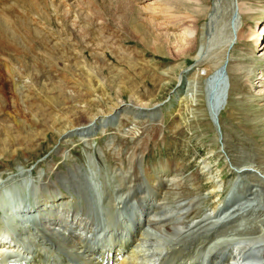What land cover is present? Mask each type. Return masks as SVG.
I'll use <instances>...</instances> for the list:
<instances>
[{
    "label": "rangeland",
    "instance_id": "rangeland-1",
    "mask_svg": "<svg viewBox=\"0 0 264 264\" xmlns=\"http://www.w3.org/2000/svg\"><path fill=\"white\" fill-rule=\"evenodd\" d=\"M60 1L53 0L51 6L52 8L57 6L61 10L62 16L67 13L69 5L71 8L74 7L72 10L68 8L70 15L66 20L67 25L61 24L54 14L55 11H52L53 27L48 28L50 32L53 31V35L49 36L51 41L49 47L53 52L51 46L53 47V44L58 40V37L54 36V31L60 33L61 30L62 40L68 47L66 49L64 45L66 53L63 51L61 57L56 61L53 58L55 54L53 57L50 55L49 57L53 60L51 61L38 52L41 46L38 44L29 50L26 56L23 55V62L16 61L17 57L15 58L14 53L9 54L12 63L14 61L23 76L31 77L30 83L36 85L38 90H43L45 96L46 94L53 96L55 104L50 106L44 100L45 96H40L36 90L28 87L24 89L20 97L12 89L5 88V97L17 100V103L14 105L7 100V106L6 104L5 106L1 105L0 109L6 108L7 111L21 119V111H23L21 106L24 104L28 109L26 115L31 111L30 116H33L36 122L34 119L31 120L33 122L29 121L32 123V127L26 129L25 126L23 128V126L17 125L12 120L13 118L6 114V110L0 112V120H5L8 123L9 131L11 129L10 134L3 127L5 122L0 124L1 177L6 179L15 175L13 184L21 189L25 188L26 191L27 184L25 185L24 173H21L23 170L28 173L25 172L30 179L42 181L48 175L50 178H54L60 170L67 171L69 168L73 169V166L75 168L79 166L82 174L77 171L78 173L72 174L73 176L70 175L71 182L66 183V186L76 193L79 192V196L83 199V210L93 216L92 218H95L96 222H103L107 217L106 214H109L105 220L107 221L109 218L108 220L116 227L119 225L118 219L125 218V215H121L123 206H120V210H115L116 212L112 207L111 210L109 209L105 200L109 196L108 188L121 178V175L127 176V178L132 175L130 166L134 161V149L140 147L145 150L143 164L153 171L154 168L159 170L162 168L159 164L165 163L163 166L184 169L179 178L194 174L203 176L201 168L205 162H208V167L211 168L209 170H213L218 176L214 180L225 185L218 192L222 194L219 195V198L217 197L219 202L226 203L229 192L234 190L228 199L230 202L236 201L234 197H238V201L246 198L250 193L248 191L250 179L238 176L239 174L234 171L238 170V167L244 168L247 163L255 164L264 171V50H261L263 46L256 43V39H261L263 35L264 0H235L239 8V12L236 9L238 12L237 31L239 29L244 36L240 37L239 35L237 38L238 31L235 34L234 44H231L230 48L226 50L227 59L230 61L227 76H230L231 89L226 109L221 107L223 110L219 111V115L217 114V123H215L214 117H211L208 109L205 79L207 62L208 64L214 62L218 55L217 52L222 50V46L219 47L220 44L212 46L211 53H209L213 55L204 57L205 60L202 64L196 60L200 43L205 38V33H198L197 28L205 25L204 23L208 19L206 7L210 8L212 0H208L210 5L207 4L204 6L205 8L203 7L205 12L202 11V15H199L201 21L198 24L192 22L199 13L194 9L199 5L193 1L189 2L191 6H187L184 5L187 3L186 0H180L175 11L173 4L167 0H131V2L129 0H66L68 5L61 3L62 6ZM169 16L178 17L170 19ZM36 25V23L32 24L34 28ZM68 25L74 28L73 34L82 42L79 45H71L68 28H66ZM136 25H138V32L136 29L134 31ZM250 35L251 38H248ZM196 39H198L197 50L194 53L187 52V48L195 43ZM218 47L219 49H217ZM50 50L49 52L52 54ZM72 52L76 55H71ZM80 55L93 64L95 71H99L100 77L106 82L104 86L95 79L94 85L97 87L95 93H91L87 89L88 81L86 79L88 77L79 66ZM99 55L105 61L103 67L100 64V67H97L98 63L95 58ZM1 58L3 56L0 53V60ZM45 62L51 66L45 65ZM240 64L244 66L241 72L237 67ZM6 79L9 80L8 75L5 74L3 80L7 81ZM77 81L82 86H79ZM58 83L64 86L63 95L56 87ZM188 92H192L194 96V103L190 109H187L189 105ZM132 93H135L144 102L149 101L148 109L152 111H132L131 114V112L121 109L120 116H114V121L111 122L113 125L108 127V130L98 131L94 136L85 139L71 133L69 136H60L57 131L64 128L68 124V120L61 117L60 122L53 125L54 117L50 116L47 111L49 110L53 114L68 115L72 119L85 114L91 117L102 108L107 110L112 107V98L115 101L119 98L123 102H130ZM22 95H27L29 98L26 99ZM46 104L48 107L42 110L37 109V106H47ZM183 119H185V123L183 121L177 129L173 128ZM26 134L29 135L27 138L20 137V135L26 136ZM13 135L16 136V141L10 139V136L13 137ZM4 139H8L7 147H4V143H2ZM121 166L124 167L122 171L124 174L119 172ZM50 167L53 170L49 169ZM114 168L115 170L112 172ZM127 169L131 172H127ZM84 173H89L90 177L94 175L101 183L100 192H103L102 199L105 200V203L100 204L101 207L103 206V213L99 209L98 198L96 204L91 193L93 189L98 188L97 190H99V187L94 186ZM155 174L156 176L160 175ZM143 175L144 173L137 181L138 192H143L146 189ZM184 180L183 178L180 189L186 188L187 192L192 190L196 195L191 182ZM235 182L239 187L232 188ZM201 184L203 186L200 189L202 199L198 198L197 210L201 207L203 209L210 208L215 198L209 195L205 188L208 182L202 180ZM33 186L27 187L28 192ZM138 187H141V190ZM118 189L117 187L116 190ZM243 189H245V194L239 196L238 192ZM235 194L237 195L235 196ZM263 195L252 201V206L258 205ZM130 202L138 208V202L135 200H130ZM130 204H127V207ZM261 206L264 207V203ZM250 208L249 206L246 210L253 211L254 208ZM257 210L255 211L257 212ZM129 211L128 209L124 210L130 215ZM206 212H209V209ZM259 213L260 210H258V215ZM260 218L264 220L263 212L260 213ZM244 221L240 223L241 228L244 227ZM136 225L140 229L142 224L137 220L133 227V233L136 230ZM219 226L220 224L215 227ZM148 228L151 227L148 226ZM212 232L211 230L210 234ZM192 236L188 235V244L194 242L197 245L193 243L194 245L189 246L187 244V249H189L187 253L203 255L202 247H195L198 246L199 234L194 232ZM47 237L52 239L55 246L59 244L57 247L62 248L61 253L65 252L66 259L77 260L72 258L75 254L66 251L65 244L62 245L64 242L61 237L48 232ZM178 244H175L178 249L173 252L180 251L184 246L183 243ZM192 248L193 250H191ZM217 251L209 253L208 259L212 258L214 252ZM173 252H170V257H173ZM76 262H78L76 264H82L78 260Z\"/></svg>",
    "mask_w": 264,
    "mask_h": 264
},
{
    "label": "bare ground",
    "instance_id": "bare-ground-1",
    "mask_svg": "<svg viewBox=\"0 0 264 264\" xmlns=\"http://www.w3.org/2000/svg\"><path fill=\"white\" fill-rule=\"evenodd\" d=\"M52 1L53 0H0V53L3 56V58L0 60V107H2L1 105L5 106L8 101L14 105L17 103V100L5 97L4 92L6 87L10 88L9 90L12 89L13 92H16L18 97H20L26 87L36 90L37 93L42 97L45 96L43 90H38L36 85L30 83V81H32L31 77L25 78L23 76V73H21L14 61L12 63V58L9 56V54L14 53L15 58L17 57L16 61L20 63L23 62V55L26 56L29 50H32L36 45L41 44V46L39 45L40 49H38V52L42 53L43 57L45 56V58L47 57L49 60H51V57L49 56L52 55L53 57L55 54L53 57L55 61L61 57L64 51V45H67L64 44L62 40V36L60 34L62 33L61 30L60 33L56 30L54 31V36L56 35L58 40L53 44V47L51 46L53 52L49 47V43H51L49 36L53 35V31L50 32L49 30L53 24L52 11H55L54 14H56L61 24L64 25H67L66 20H68L70 11L68 10V7L66 10L67 13L62 16L61 10L57 6H53L54 8H52ZM67 1L61 0L60 5L62 6L61 3L67 4ZM129 1L131 2V0ZM167 1L173 4L175 11V7L179 4L180 0ZM190 1H193L194 3L196 2L199 5L195 7L193 6L194 9L199 13L197 16H195V19L192 20V22H194L193 24H198L201 21V16L199 17V15H202V11L205 12L204 6H207V4L210 5V2L208 0H186L187 3H184V5L191 6L189 3ZM69 6V9L71 10L74 7L73 6L71 8V5ZM242 7L244 8V6ZM206 9L208 11V19L204 23L205 25H203L201 28H197L198 33H205V38H203V41L201 40L202 43H200L199 49L197 51L196 60L199 64H202L203 60H205L203 59L204 57L207 55H213L210 54V49L212 46H217V44H220L219 47L222 46V50L217 52L218 55H216L214 62L211 64H208L207 62L206 65L207 73L205 79V90L207 105L211 117H214L215 119L216 114L219 115L220 110H225L229 102L231 80L230 76H227L229 77L228 80L223 77V73L225 72L223 67L226 65L227 73L228 63L230 61L227 59L226 50L230 48L231 44H234L233 41L236 38L235 34H237L239 31V29L237 31L239 8L236 5L235 0H212L210 8L206 7ZM235 14H237V16ZM177 17L178 16H169L170 19ZM33 23L37 24L35 28L33 27L34 25L32 26ZM137 26L138 25L134 27V31L135 29L137 30L136 32H138ZM66 28H68L67 32L70 37V42H72L71 45H79L82 43L80 39L73 34L74 28H72L71 25H68ZM237 35V38H239V35L240 37L242 35L244 36L241 31H239ZM248 38H251V35ZM256 43H259L261 47L263 46L261 50H264V27L263 35L261 39H256ZM219 47L217 49H219ZM67 48L68 47L66 46V49ZM197 48L198 39H196L195 43L187 48V52L194 53ZM49 50L52 52V54L49 52ZM64 53L66 52L64 51ZM71 55L76 54L72 52ZM95 59L98 63L97 67H100V65L103 67L105 65V61L100 55L96 56ZM78 61L82 71L88 77L86 80L88 81L87 89L89 92L95 93L97 89V87L94 85L95 79H97L101 85H106L105 80L100 77L99 71H95L93 64L90 63L84 56L80 55ZM44 64L46 65L49 63L45 62ZM237 67L240 69L239 72H241V69L244 66L240 64ZM5 74L8 75L9 80L6 79L7 81L3 80V75ZM59 83L56 85V87L58 91L61 92V95H63L62 91L64 86L63 84ZM78 85L82 86V84L79 82ZM214 86L216 87L213 88ZM190 93L192 92L187 93L189 103L187 109H190L191 105L194 103L193 93L192 95H190ZM23 97L26 99L29 98L27 95ZM131 98L132 99L130 102H123V100H120L119 98H117L115 101L114 98H112V107L107 110L102 108L91 115V117L85 114L82 117L79 116L72 119L68 115L65 116L64 114L60 113L53 114L49 110L47 111L50 116L52 115L54 117L53 125H56L58 122H60L59 120L61 117L65 118V120H68V124H66L64 128L58 129L57 132L60 134V136H69L71 133L77 134L81 138L85 139L94 136L98 131L108 130V127L113 125L111 122L114 121V116H120V112H122L121 109L131 112V114L132 111H152L151 109H148L149 101L144 102L135 93H132ZM54 99L55 98L53 96H48V94H46L44 97V100H46L50 106L55 104ZM225 100L227 102L224 106ZM23 102L24 100L22 98V103ZM48 104H46L47 106H37V109L42 110L43 108L48 107ZM218 106H220V108H218ZM21 107L23 110L21 111V119L18 116L13 115L14 113L12 114L11 112L7 111L6 108H1L0 112H4L6 110V114L11 116L13 118L12 120H14L17 125L23 126V128L25 126V128L28 129L32 127L31 122L33 121L31 120H33L34 117L30 116V110V113L26 115L28 109L24 104ZM34 121L36 122L35 119ZM183 121L185 123V119H183L176 123L173 128L177 129V127L180 126ZM4 122L5 125H3V127L9 131V126L7 125L8 123L5 120H0V124ZM9 133L11 134V129ZM28 134H26V136L20 135V137L27 138L29 136ZM10 139L12 141H16L17 138L13 135V137L10 136ZM2 143H4V147H7L9 144L8 139H4ZM144 153V149L140 147L135 148L133 153L134 161L130 166L132 172L127 169V172H131L130 174L132 175L129 178H127V176L121 175V178L116 180L115 183L112 186L110 185L108 188L109 196L107 198L108 200H105L106 203H108L109 209L112 207L114 212H116L115 210H120V206L124 205L123 209L121 210V215H125V218H122L121 220L118 219L117 223H119V225L117 224L118 226H116V228L112 227V225L109 223L107 225L104 224L103 226L97 224L95 218H92L93 216L83 210V199L81 196H79V192L76 193L73 191V197L72 195H68V193H71L72 190L69 189L70 187L66 186V183L71 182L70 179L71 176H73L72 174H76L77 171L79 174H82V171L80 170L81 168H78L79 166L77 168L73 166V169H68L69 171L60 170L59 173L55 174L54 178H50L48 175V177L42 181H40V179L36 181L32 180V178L30 179V177L27 175L28 173L25 171L27 173L26 174L23 170L21 173H24L25 185L27 184V186H25L26 191L25 188L21 189L13 184L15 182V175H12L6 179H3L0 175V264H21L22 260L26 259L25 253L29 251V247L26 245L25 240L29 239L28 235L30 234L29 231L24 230L25 227H29V222H31L24 219V217L28 216V214L31 212V206L28 204L25 205V198H27V195L29 198L33 199L34 206H36L39 210L37 217L41 218V223H36L35 229L37 231L33 233V237H38L40 233L41 237L46 238V232L58 235L64 242L62 245L65 244L66 251L69 253L73 252L75 256L73 255L74 257L72 258L77 259L80 261V263L188 264L189 261L197 259V256L195 253L193 254L192 251V253H187L189 250L187 249V237L189 234L192 236V234L195 232L200 236L198 240V246L195 247H202L201 251L204 253L205 260L208 261V263L210 261L212 264H264V220L260 218V213H264V207L261 206L262 203H264V171L261 170V168L252 163L245 164L244 168L238 167L239 169L234 172L239 174L238 176H245L248 180L250 179L248 182V191L250 193L248 196H246V198L244 197L243 199H240V201L237 200L238 197H234L236 200L234 203L230 202L229 200L225 203L224 201L219 202L217 199V197L219 198V195H222L218 192H220L225 185L224 183H217V181L214 180V178L218 176L213 170H209L211 168L210 166L208 167V162H205V165H203L201 168V171L204 173L203 176L194 174L192 176L189 175L188 177H183L186 181L189 180L191 182L194 191L196 192V195H194L192 190L187 192L186 188L183 190L180 189L183 178H179V175L183 174L184 169H173L168 165L163 166V164H165L163 163L159 164L162 168H159V170L154 168L153 171L151 168L143 164ZM119 168V172L124 170L123 166ZM49 169L53 170L52 167ZM113 170H115V168L112 169V172ZM142 173H144L143 176L145 177L146 189L143 192H138L137 181L141 177ZM155 173L160 175L156 176ZM84 175L88 178V180L90 179L89 181L93 183L94 186L99 187L98 195L99 198L100 196L102 198L103 192H100V181H98L94 175L90 177L89 173H84ZM31 180L32 182H30ZM202 180H206L208 182V185L205 188L209 195L215 198L210 208L208 207L203 209L201 207V209L197 210V205L199 204L198 198L202 199L200 197V189L203 187L201 184ZM29 185H34V190L31 191V189H29L30 191L28 192L27 187ZM117 187L119 188L118 190H116ZM138 188L141 190V187ZM239 192V196L240 194H245V189ZM236 195L237 194H235V196ZM261 195H263L261 202L255 207L252 206V201ZM94 198L97 204L96 196H94ZM105 200H102V203H105ZM130 200H135L138 202V205L136 204L138 206L137 210L133 204H130ZM40 202L42 203L35 205ZM100 202L101 199H99V203ZM236 202L237 207L235 205ZM127 204H130L129 207H127ZM85 205L87 204L85 203ZM249 206L251 207L250 209L254 208L253 211L249 212L246 210ZM100 207L101 205L99 204V209L103 213V210H101ZM22 208H27L23 214L21 213ZM125 209L130 210L129 212L134 215L128 218V214L124 212ZM207 209H209V212H206ZM257 209L260 210L259 215ZM255 210H257V212ZM249 213L250 216H248ZM108 215L109 214H106L107 217ZM252 215H254V217H252ZM18 216H20V222L15 220ZM108 219L107 221H109ZM137 220L142 225L140 229H138L131 236V238L128 239L130 236L129 230L130 228L133 229V226ZM243 220H245V223L243 225L244 227L241 228L240 223ZM219 224V227H215ZM222 224L224 225L222 226ZM145 226H149L151 229L146 228ZM197 229L199 231H196ZM32 230H34V228ZM211 230L213 232L210 234ZM117 231H119L118 236L114 238L113 235ZM104 234H107L108 236H105L104 241L106 242L102 243L98 238ZM173 242H175V244L183 243L184 246L180 251L173 252L175 247H177L175 244H172ZM57 246H55L52 239L48 237L47 244L38 243V247L44 253L40 250L37 256L32 255L35 257L33 264H72L73 260H69V258L65 259L67 257L64 254L65 252L61 253L62 248L59 249ZM191 250H193V248ZM214 250L217 252H214L213 257L208 259V256L210 255L209 253ZM167 251L173 252V257H171L166 262L165 260ZM36 257H39L38 260ZM77 260H75V263H78L76 262ZM18 261L21 263H18Z\"/></svg>",
    "mask_w": 264,
    "mask_h": 264
},
{
    "label": "water",
    "instance_id": "water-1",
    "mask_svg": "<svg viewBox=\"0 0 264 264\" xmlns=\"http://www.w3.org/2000/svg\"><path fill=\"white\" fill-rule=\"evenodd\" d=\"M235 15L237 16V14H235ZM236 16H235V17H236ZM235 30H236V27H235ZM223 68H224V71H225V72L223 73V77L226 78V79H228V77H227V73H226V65H224ZM215 87H216V86H214L213 88H215ZM218 108H220V106H218ZM217 117H218V115L216 114L215 119H214L215 123H217Z\"/></svg>",
    "mask_w": 264,
    "mask_h": 264
}]
</instances>
